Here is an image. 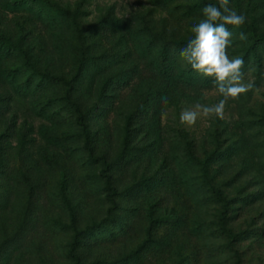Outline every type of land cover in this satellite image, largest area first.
<instances>
[{"label":"rangeland","instance_id":"rangeland-1","mask_svg":"<svg viewBox=\"0 0 264 264\" xmlns=\"http://www.w3.org/2000/svg\"><path fill=\"white\" fill-rule=\"evenodd\" d=\"M52 1L74 13L81 26L104 17L125 20L149 14L167 19L169 30L182 39L193 35L191 27L203 18L205 5L218 4V0H202L201 6L194 4L201 0ZM230 7L244 14L246 23L227 27L234 36L243 31L247 40L234 39L228 55L243 58L246 80H253L255 88L238 101H228L224 120H198L191 128L182 125L183 108L222 99L210 78L208 87L188 92L162 115L169 138L181 132L183 140L196 148L211 145L209 129L223 131L220 136L226 140L225 129L230 132L241 123L240 152L213 165L211 186L198 184L195 173H190V182L182 183L178 169L162 167L167 141L152 162L146 156L128 166L122 161L110 164L124 146V119L130 110L124 90L119 101L104 98L99 105L83 101L82 119L69 121L46 116L34 106L35 96H24L15 83L2 79L0 264H264V0H230ZM14 15L0 8V28L8 32L20 28ZM28 24L33 37L46 33L42 23ZM106 32L102 33L109 36ZM42 38V52L37 49L42 67L67 70L71 54L60 43L66 36ZM35 39L28 38L38 44ZM130 138L131 152L139 154L142 142L135 133Z\"/></svg>","mask_w":264,"mask_h":264},{"label":"trees","instance_id":"trees-1","mask_svg":"<svg viewBox=\"0 0 264 264\" xmlns=\"http://www.w3.org/2000/svg\"><path fill=\"white\" fill-rule=\"evenodd\" d=\"M194 4L203 3L201 0ZM0 8L13 12L12 20L21 25L14 32L0 28V84L3 80L15 83L24 91V96H35L34 106L40 107L46 116L81 120L83 101L94 105L103 103L104 98L119 101L124 90L130 110L124 119L123 150L110 162L112 166L119 161L128 166L133 159L146 156L152 162L167 141L170 146L162 152V159L166 161L162 167L178 169L182 183L190 182V173H195L198 184L211 186L215 182L211 175L213 165L240 152L241 123L231 127L230 132L225 129L226 140L221 139L223 131L209 129V147L196 148L186 143L181 132L172 138L167 135L162 122L164 110L179 104L188 92L210 85V78L197 74L184 61L179 63L180 50L193 35L184 39L177 37L169 30L167 19L156 20L149 14L125 20L104 17L81 26L74 13L52 0H7L1 2ZM32 20L42 23L44 35L66 36L60 43L71 54L72 63L67 70L52 72L47 66L42 67L39 54L44 35L38 32L39 36H32V27L28 24ZM28 38L40 41L37 44ZM165 97L167 103L162 102ZM62 112L66 114L60 116ZM64 133L70 135V132ZM132 133L142 142L138 146L139 154L131 152Z\"/></svg>","mask_w":264,"mask_h":264},{"label":"clouds","instance_id":"clouds-1","mask_svg":"<svg viewBox=\"0 0 264 264\" xmlns=\"http://www.w3.org/2000/svg\"><path fill=\"white\" fill-rule=\"evenodd\" d=\"M202 17L191 27L193 36L179 55L197 74L212 79L215 93L222 99L212 105L196 103L183 108L179 121L189 128L198 120H224L228 101H238L255 88L253 80H246L243 58L228 55L233 40L245 41L247 35L241 31L234 36L227 26L241 28L246 23V16L230 7V0H218V4L204 6ZM162 102L167 103V98H162Z\"/></svg>","mask_w":264,"mask_h":264}]
</instances>
